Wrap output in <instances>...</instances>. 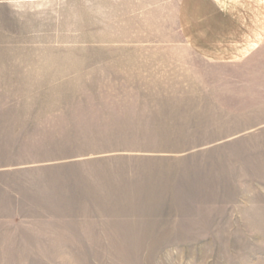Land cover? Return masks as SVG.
Wrapping results in <instances>:
<instances>
[{"label":"rangeland","instance_id":"1","mask_svg":"<svg viewBox=\"0 0 264 264\" xmlns=\"http://www.w3.org/2000/svg\"><path fill=\"white\" fill-rule=\"evenodd\" d=\"M205 7L0 0V264H264V43Z\"/></svg>","mask_w":264,"mask_h":264},{"label":"crops","instance_id":"2","mask_svg":"<svg viewBox=\"0 0 264 264\" xmlns=\"http://www.w3.org/2000/svg\"><path fill=\"white\" fill-rule=\"evenodd\" d=\"M205 4L206 18L192 25V29L195 27L203 34H191L190 41L230 43L236 49L242 48V44L249 49L254 43H264V0H205ZM203 52V58L220 57V52L212 46H207Z\"/></svg>","mask_w":264,"mask_h":264}]
</instances>
